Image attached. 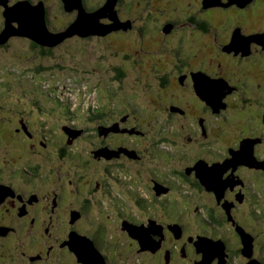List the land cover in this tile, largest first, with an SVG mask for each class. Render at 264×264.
<instances>
[{"label":"flooded vegetation","instance_id":"obj_1","mask_svg":"<svg viewBox=\"0 0 264 264\" xmlns=\"http://www.w3.org/2000/svg\"><path fill=\"white\" fill-rule=\"evenodd\" d=\"M17 1L8 0V4ZM38 1L47 7L46 0ZM189 4L186 15L155 21L152 31L162 37L184 28L209 31L213 28L209 11L242 9L236 4L204 8L203 0ZM69 13L75 17L74 12ZM118 17L129 21V26L103 37L137 28L141 43L148 39L151 29L136 26L129 17ZM203 21L210 24L209 30L202 29ZM100 22L112 23L107 17ZM236 28L244 34L262 32H244L236 25L224 42L214 33L212 37L222 42L218 47L221 56L243 61L264 51L256 42L247 54L226 49ZM180 40L188 43L186 35ZM54 47L40 43L37 49L40 53L43 48L52 49V54ZM120 51L115 56H121V61L134 59L135 63L128 65L138 64L136 51ZM173 54L175 73H166L160 86L173 80L199 102L201 113L189 111L188 104L176 95L163 97L168 103L166 115L157 111L161 119L149 111L140 112L133 97L113 102L112 95L122 93L125 84L118 69L125 68L124 76L130 70L123 62L113 65L112 80L122 84L115 93L108 88L107 102L98 92L100 112L83 114V125L75 120L62 122L59 129H51L55 131L53 140L42 141L61 163L57 172L62 164L80 163L83 167L81 176L75 173L69 177L70 199L59 190L38 191L42 174L37 172L41 165L36 160L16 155L0 161V264H88L78 256L75 246L88 253L94 246L99 264H250L252 260L264 264V107L262 128L236 127L234 135L217 124L212 127L213 119L231 122L233 117L226 110L232 97L243 95L242 105L247 104L244 94L249 84L232 80L233 73L224 70L220 61L216 66L211 60L191 63L192 53L180 45ZM105 105L110 110L101 113ZM234 110L242 109L237 105ZM188 113L196 115L193 128L171 126L173 118H185ZM203 114L209 115V120ZM21 119L16 130L34 138L30 124H25L23 115ZM57 138L61 142L54 143ZM46 151L51 154V150ZM146 158L153 167L145 164ZM31 183L35 186L27 189L25 184ZM40 213L48 214V220H42ZM60 227L63 232H59Z\"/></svg>","mask_w":264,"mask_h":264},{"label":"rangeland","instance_id":"obj_2","mask_svg":"<svg viewBox=\"0 0 264 264\" xmlns=\"http://www.w3.org/2000/svg\"><path fill=\"white\" fill-rule=\"evenodd\" d=\"M99 1L101 0H94V3ZM132 1L137 7L129 8V14L126 4L121 8H118V4L115 5L118 16L129 17L136 26L143 25L147 29H151L152 23L155 21L161 22L170 17L175 18L177 14L186 15L184 12L189 11V3L195 0H155V5L153 3L145 5L140 0V2ZM46 3L50 8L51 26L60 28L74 18L71 13L63 12L58 0H46ZM1 5L0 3V27L4 25L5 21L2 15L4 6ZM241 8L240 10L230 7L209 11L213 26L209 31L184 28L175 33H170L169 36L162 37L159 32L155 33L151 29V34L148 39L144 38L146 40L144 43H141L137 28L131 31L114 32L106 37H103L105 35L91 34L92 38L90 39H84L83 36L80 38L78 34H74L65 38L63 43L56 44L51 56L43 55L38 51L37 46L36 48L32 46V38L16 34L11 35L6 42L0 45V161L16 155H26L27 159L36 160L41 165L42 174L41 182L37 184L39 186V188L37 187L38 191L52 193L59 190L65 195V198L70 199L72 197V185L69 183V175L65 173L69 167L62 164L64 167L61 166L57 172L61 163L53 157L48 159L46 149L50 150L51 148H44L46 146L42 145L43 140L48 142L50 138H53L52 135L55 134V131L51 133V129H59L61 123L67 120L61 114V109H57L56 100L61 102L63 107H65V103H69L70 109L77 112L74 114L80 116L76 118V120L78 119L76 122L83 125V114L95 113L94 109L98 108V92L100 91L99 97L107 102L110 99L108 98L110 95L108 88L112 93H115L120 86L119 84H122L112 80L114 75L112 66L123 62L125 67L128 66L130 70L123 78L125 84H122V93L112 95L111 100L113 102H119L125 98L131 100L130 97H133L134 104L140 112L149 111L153 117L156 116L161 119V115L157 111L166 115L165 107L168 103L163 97L176 95L188 104L189 111L192 109L194 114H200V104L191 98L193 97L191 93L185 91L173 80L164 87H161L159 83L166 73L169 75L175 73L176 60L173 53H177L179 45L183 51L192 53L191 63L192 61L198 64L201 61L208 63L207 61L211 60L212 66H216L220 61L224 70L227 69L228 72L231 70L233 73L231 75L232 80L242 79L249 84V89L244 94L249 99V103L247 102L245 106L242 105L243 95L232 97L229 100L230 107L226 113L233 119L228 123L223 118L219 121L213 119L210 121L214 123L211 124L212 127L217 124L219 128L228 130L234 135L237 133L236 127L257 126L262 128L260 115L264 107V51L256 54V58L239 61L228 56H221L222 51L219 49V43L222 42L218 41V38L212 37L216 33L217 37L219 35L220 40L224 42L229 38V33L236 25H241L244 32L264 30V0H257L255 3H249ZM202 15L205 16V14ZM206 15L208 16V14ZM105 17L107 16L102 18ZM107 18L109 21H113L109 17ZM126 23L128 24L129 21ZM184 35L188 41L186 45L181 44L180 40V37H184ZM140 48L146 49L147 52L139 51ZM120 50L124 52L136 51L138 64L129 66L132 64L130 60L121 61V56H115L120 54ZM41 62L49 67L54 65V67L41 76H35L33 73L35 69L32 65ZM125 93L127 97L124 96ZM33 98L37 99L40 105H32L30 102ZM236 104L241 107V111L236 112L234 110L237 107ZM80 105L85 108H82L81 111L74 108ZM89 107L91 108L90 111L88 110ZM194 114L188 113L185 118L183 116L182 118H173L171 126L174 128H183L184 126L193 128V121L196 119ZM21 115L27 122L25 124L27 126L30 124L35 135L34 138L30 139L24 132L16 130L20 126ZM204 116L208 117L209 120V115ZM147 121L148 119H145V122ZM215 132L223 137V133L219 129H216ZM31 143L35 145H31ZM80 143L85 144V140ZM80 149L84 153L83 147ZM7 150L11 151L7 152ZM76 152L82 157L81 152ZM145 164L148 167L154 166V163L149 162L147 158ZM72 169L69 173L73 176L75 173L80 174L83 171L80 163ZM32 184H25V187L33 189L35 185ZM94 213L99 214V211L95 209ZM39 217L42 220H48L49 215L40 213ZM188 217L192 219V215ZM63 229L60 227L59 232H63Z\"/></svg>","mask_w":264,"mask_h":264},{"label":"water","instance_id":"obj_3","mask_svg":"<svg viewBox=\"0 0 264 264\" xmlns=\"http://www.w3.org/2000/svg\"><path fill=\"white\" fill-rule=\"evenodd\" d=\"M252 1L253 0H203V7H228L231 4L245 7ZM64 2L67 10H78L77 17L66 30L59 33H52L46 25L43 2L32 4L28 0H19L9 5L8 0H0V3L4 6L3 16L5 18V26L0 33V44L6 42L11 35L16 34L30 37L44 45L55 46L65 38L74 34L80 36H88L91 34L106 35L110 31L120 27L126 28L129 24L125 23L122 25V22L118 18L117 11L115 10L117 0H107L103 6L93 12L86 11L82 4V0H64ZM104 16L112 19V23L105 24L100 22V18ZM14 23H17V26ZM253 42L264 47V31L244 34L241 28H236L226 49L241 51L243 54H247L250 52ZM215 103H218V100H216ZM93 247L91 246L89 248V253L80 246H75L74 248L78 256L86 263L99 264V261L95 258L99 256V253L95 247ZM100 264L104 263L101 262ZM250 264L260 263L256 260H252Z\"/></svg>","mask_w":264,"mask_h":264},{"label":"trees","instance_id":"obj_4","mask_svg":"<svg viewBox=\"0 0 264 264\" xmlns=\"http://www.w3.org/2000/svg\"><path fill=\"white\" fill-rule=\"evenodd\" d=\"M19 1V0H18ZM28 1H30L32 4H37L38 2H37V0H28ZM48 1V0H47ZM53 1V0H52ZM107 0H101V1H99L98 3H94V0L93 1H91V0H82V4H83V6H84V8L86 9V11L87 12H93V11H95V10H97V9H99L101 6H103L104 5V3L106 2ZM117 1H119V5H118V8H121V6H123V5H125L126 4V6H127V13L129 14L130 13V10H129V8H136L137 6H135V4H134V2L132 1V0H117ZM135 1V0H134ZM141 2H143L145 5H151L152 3L154 4L155 3V0H140ZM139 0H137L136 2H140ZM254 2H256L257 0H253ZM252 1V2H253ZM253 2V3H254ZM47 4V3H46ZM58 4L62 7V10H63V12H74V14H75V17L73 18V21L76 19V17H77V14H78V10L77 9H75V10H67L66 9V7H65V2H64V0H58ZM163 4H165L164 2H163ZM58 5V6H59ZM155 5V4H154ZM166 6V5H165ZM44 8H45V19H46V25H47V27H48V29L52 32V33H59V32H62V31H64V30H66L69 26H70V24L68 25V26H64V28L62 29V30H58L59 28H55L54 26H51L52 24H51V17H49V14H50V8H49V6L47 5V7L44 5ZM173 8V7H172ZM2 15H3V11H2ZM4 17V16H3ZM124 17V16H123ZM153 17V16H152ZM151 17V18H152ZM4 20H5V18H4ZM72 21V22H73ZM71 22V23H72ZM122 22V21H121ZM124 23H126V21H123L122 22V25L124 24ZM16 26H17V23H14ZM121 24V23H120ZM4 26H5V21H4V25L0 28V33L2 32V30L4 29ZM127 26H129V24L127 25ZM202 29L203 30H209L210 29V24L208 23V22H206V21H203V23H202ZM54 29V30H53ZM0 45H2V44H0ZM32 46H34L35 48H36V46H37V48H39L40 47V43H38L37 41L35 42L34 40H33V45ZM52 50V49H51ZM51 50L50 49H47V48H43V50H42V54L43 55H49L50 56V52H51ZM131 63H135V60L134 59H132V61H131ZM58 65V64H57ZM32 67L35 69L34 70V74H35V76H41V74H43V73H46L47 71H51V68H53L54 67V65H52V66H47V65H44V63L43 62H41V63H35V65H32ZM118 74L120 75L119 77H124V75H125V73H126V70H125V68H120V69H118ZM41 80V79H40ZM163 80H164V78H163ZM84 100V99H83ZM32 105L34 104V105H36V104H39V101L37 100V99H35V98H33L32 100H31V102H30ZM55 103H57V109H61V114L64 116V117H66L67 118V120H75V121H77L76 120V114H74V113H77L76 112V110H74V111H72L71 109H70V107H69V103H65V107H63V105H62V103L61 102H59L58 100H56V102ZM97 104H98V106H99V103L97 102ZM40 105V104H39ZM38 105V106H39ZM109 105H105V107H101V113L102 112H104V110L105 111H108V110H110V108L108 107ZM79 107H81V106H79ZM52 109H54L53 107H52ZM56 109V110H57ZM55 110V109H54ZM78 110V109H77ZM89 111L91 110V108L89 107V109H88ZM94 112L95 113H97V112H100V110L97 108V109H94ZM66 120V121H67ZM48 131H50V130H48ZM51 132V131H50ZM52 133V132H51ZM52 137H54V134L52 135ZM50 140H52V138H50ZM57 142H61L58 138H57V140H56V142H54V143H57ZM66 149H68L67 147H66ZM51 150V154L49 155V154H47L46 156H48V159L49 158H51V157H53L54 158V154H55V152L54 151H52V149H50ZM64 152H65V150H64ZM67 155H69V153L67 154ZM75 156H77V155H75ZM55 159V158H54ZM56 160V159H55ZM65 166H68L69 168H68V170L65 172L67 175H69V177H72L73 175H70V170H72L71 168H73L74 167V165L73 164H65ZM62 167H64V165H62ZM28 169L30 170V169H32V168H29V166H28ZM37 172L39 173H41V169L39 168V170H37ZM39 173V174H40Z\"/></svg>","mask_w":264,"mask_h":264}]
</instances>
